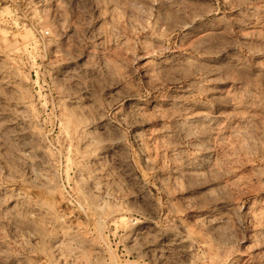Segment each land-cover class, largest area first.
<instances>
[{"label": "rangeland", "instance_id": "374dc122", "mask_svg": "<svg viewBox=\"0 0 264 264\" xmlns=\"http://www.w3.org/2000/svg\"><path fill=\"white\" fill-rule=\"evenodd\" d=\"M0 264H264V0H0Z\"/></svg>", "mask_w": 264, "mask_h": 264}]
</instances>
